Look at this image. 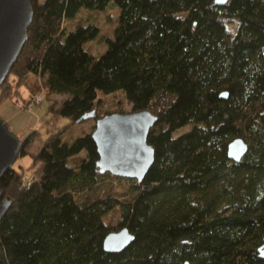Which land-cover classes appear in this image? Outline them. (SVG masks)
<instances>
[{"label":"trees","instance_id":"16d2710c","mask_svg":"<svg viewBox=\"0 0 264 264\" xmlns=\"http://www.w3.org/2000/svg\"><path fill=\"white\" fill-rule=\"evenodd\" d=\"M115 1L119 23L96 56L85 43L100 26L69 30L68 19L109 0H32L29 37L0 101L23 84L32 97L66 95L53 111L78 122L124 111L99 107L121 90L132 110L157 116L154 163L141 181L101 172L92 131L71 142L50 132L35 149L33 131L18 154L31 153L33 179L16 161L0 178V201L12 198L0 264H264V0ZM236 136L249 145L240 161L228 155ZM115 179L132 193L114 194ZM115 218L135 240L110 252L103 242L119 229Z\"/></svg>","mask_w":264,"mask_h":264},{"label":"water","instance_id":"95a60500","mask_svg":"<svg viewBox=\"0 0 264 264\" xmlns=\"http://www.w3.org/2000/svg\"><path fill=\"white\" fill-rule=\"evenodd\" d=\"M224 5L227 0H215ZM34 18L32 0H0V88L29 37V26ZM221 96L227 98L226 90ZM96 117L92 136L96 141L100 157L97 161L101 172L110 171L119 176L137 178L141 181L154 163L155 149L148 141L151 127L157 116L149 109L111 111L97 117L93 110L78 121ZM22 138L0 117V178L18 158ZM248 142L236 136L228 145L230 158L240 161L248 151ZM3 191L0 190V196ZM12 198L0 201V220L8 211ZM135 240V234L125 225L110 231L104 238V248L119 252ZM264 257V242L258 248ZM2 248L0 247V252ZM185 264H190L188 261Z\"/></svg>","mask_w":264,"mask_h":264},{"label":"rangeland","instance_id":"374dc122","mask_svg":"<svg viewBox=\"0 0 264 264\" xmlns=\"http://www.w3.org/2000/svg\"><path fill=\"white\" fill-rule=\"evenodd\" d=\"M120 13V6L115 0H109L104 9H88L82 8L75 17L68 19V29L71 30L75 27L76 23H89L91 21L97 23L101 30L99 34L88 40L85 47L90 50L94 55H101L108 47V39L114 36L115 27L118 25V16ZM40 97H45V92H40ZM35 97V96H34ZM34 97L30 96L29 90L25 84L21 85L20 93L14 94L12 97L4 98L0 101V117H2L22 139L27 138L33 131L38 130V137L36 138L35 146L38 147L42 140L48 136L50 132L63 130L62 139L71 142L73 139L84 135L89 131H93L96 125V119L89 117L82 121L73 122L64 116L57 117L53 111V107L58 109L66 95L56 94L49 95L44 98L42 102L32 104ZM28 99L30 101H28ZM103 102L99 107L102 108H116L121 105L124 111H131L132 105L125 98L123 91L116 90L103 95ZM57 100V101H56ZM116 111V110H114ZM191 127L187 124L175 131V134L182 133ZM32 155L27 153L20 155L16 164L22 163L24 166V173L33 168L31 164ZM35 171V168L33 172ZM115 192L114 194L121 195L122 197L130 195L129 190L126 192L127 185L125 180L121 181L115 179L114 181ZM116 218L114 219V222ZM113 222V221H112ZM116 227L120 228L115 222Z\"/></svg>","mask_w":264,"mask_h":264},{"label":"built area","instance_id":"2783aa9c","mask_svg":"<svg viewBox=\"0 0 264 264\" xmlns=\"http://www.w3.org/2000/svg\"><path fill=\"white\" fill-rule=\"evenodd\" d=\"M34 98H35V99L33 100V103H32V104L30 103V105H33L34 103L41 102V101L44 99V97H40V95H36ZM29 175H30V174H29ZM29 175H28L27 172H26L25 175H24V179H26L28 182L31 181V180L33 179V176H29Z\"/></svg>","mask_w":264,"mask_h":264},{"label":"bare ground","instance_id":"6f19581e","mask_svg":"<svg viewBox=\"0 0 264 264\" xmlns=\"http://www.w3.org/2000/svg\"><path fill=\"white\" fill-rule=\"evenodd\" d=\"M26 106H31V105L27 103Z\"/></svg>","mask_w":264,"mask_h":264}]
</instances>
